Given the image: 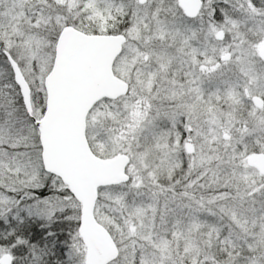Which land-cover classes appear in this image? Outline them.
<instances>
[{
    "label": "snow or ice",
    "instance_id": "6c2138e0",
    "mask_svg": "<svg viewBox=\"0 0 264 264\" xmlns=\"http://www.w3.org/2000/svg\"><path fill=\"white\" fill-rule=\"evenodd\" d=\"M0 264H264V0H0Z\"/></svg>",
    "mask_w": 264,
    "mask_h": 264
}]
</instances>
